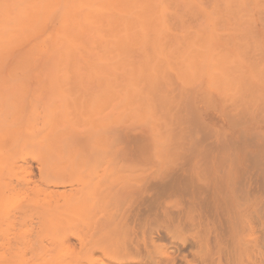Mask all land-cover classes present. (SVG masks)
<instances>
[{"label":"rangeland","instance_id":"rangeland-1","mask_svg":"<svg viewBox=\"0 0 264 264\" xmlns=\"http://www.w3.org/2000/svg\"><path fill=\"white\" fill-rule=\"evenodd\" d=\"M27 1L0 0L2 23L16 17L18 24L28 19L24 10L36 6L25 23L0 25L6 37L0 33V45L8 43L0 46V218L5 216L0 219V263H12L20 252L27 264H38L41 259H32L40 254L51 262L62 258L68 264L71 257L69 264H87L89 250L92 264H102L100 259L146 264L142 248L139 255L110 258L97 244L80 246L76 235L89 221L205 220L212 222L204 263L191 256L194 246L176 249L183 238L194 243L195 229L182 226L173 228L174 237L158 238L156 224L150 223L155 247L148 254L164 258L167 253L174 264H264V190L249 188V198L244 189L246 182L264 176L258 169L264 167V0ZM5 3L9 14L22 18L9 16ZM60 166L61 179L51 183L49 167L57 171ZM226 174L237 184L217 195L216 176ZM192 177L198 202L217 200L215 208L192 209L184 193L173 191ZM92 184L112 189L84 196L74 210L66 204L64 198L78 197ZM136 188L141 192L135 194ZM238 194L244 196L235 198ZM252 199L259 203L254 206ZM52 204L61 209L56 214L62 220L55 214L43 221H62V227L39 228L35 211ZM241 208L247 213L242 215ZM215 211L220 218L212 215ZM35 232L41 236L34 248ZM62 234L69 238L64 244ZM27 241L35 250H24Z\"/></svg>","mask_w":264,"mask_h":264},{"label":"bare ground","instance_id":"bare-ground-1","mask_svg":"<svg viewBox=\"0 0 264 264\" xmlns=\"http://www.w3.org/2000/svg\"><path fill=\"white\" fill-rule=\"evenodd\" d=\"M16 1V0H15ZM18 1V0H17ZM23 1V0H22ZM30 1H32V3H34L33 1L34 0H29V2ZM28 1L26 0V3H27ZM35 2H37V0L35 1ZM39 3H40V1H38ZM43 2H45L44 0H43ZM13 3V2H12ZM11 3V4H12ZM31 3V2H30ZM39 3H37V4H39ZM6 4V3H5ZM19 5L20 4H24V2L23 3H18ZM29 4V3H28ZM36 4V3H35ZM36 4V5H37ZM9 5V4H8ZM7 4L5 5V7L4 8H6L5 10H7L8 11V9L10 8L9 6H8ZM21 6V5H20ZM26 6V5H25ZM31 6V5H30ZM29 6V8H30V10H34L35 8L34 7H36V6H34V7H32V9H31V7ZM8 7V8H7ZM24 7V6H23ZM39 7V6H38ZM24 8H26V7H24ZM34 8V9H33ZM27 9V8H26ZM30 10L28 9V10H24V14H26V16L25 15H23V16H25V19L26 18H28V19H26V20H24V18H22V17H19V15L17 16V12H16V14L15 15H12V13H10L9 14V12L10 11H8V14H9V16L11 15V16H17V17H19V18H22V20H24V22H22V23H25V21H27V20H29V16L27 17V12L29 11L30 12ZM36 10V9H35ZM34 10V11H35ZM7 11H5V13L7 14ZM28 12V13H29ZM15 13V12H14ZM22 13V12H21ZM4 14V13H3ZM30 15V14H29ZM7 17H8V15H7ZM6 18V17H5ZM19 18H17L18 20H20ZM1 20V19H0ZM22 20H20V22L22 21ZM4 21V20H3ZM17 20H16V17H15V22H16ZM1 22V24L0 25H3L4 23H6V24H4V26L5 25H9V24H11L12 25V22L11 23H9L10 22V20H9V22L8 21H5L4 23H2V21H0ZM15 22H13V23H15ZM19 22V23H20ZM7 23H9V24H7ZM17 23V22H16ZM15 23V25L14 26H18V24H16ZM22 23L20 24V25H22ZM19 25V26H20ZM25 25V24H24ZM3 26V27H4ZM9 27H10V25H9ZM11 27H13V25L11 26ZM23 27V26H22ZM10 29V28H9ZM12 30V28L10 29V30H8L7 29V31H6V35H7V33H9L10 31ZM1 33V35H2V32H0ZM4 35V34H3ZM3 35H2V37H3ZM11 36H12V34H11ZM11 36L10 37H8L9 38V42H10V39H11ZM1 37V36H0ZM4 38H6L5 37V35H4ZM8 42V41H7ZM3 43V44H2ZM1 44L2 45H4V46H7L8 45V43H6L5 42V44H7V45H5L4 44V42H2L1 41ZM2 45H0V46H2ZM3 49V47H0V49ZM2 49L0 50V51H2ZM0 54H2V52H0ZM29 125H27V127H28ZM14 128L13 129H15V125L13 126ZM17 127V126H16ZM26 127V128H27ZM7 128V127H6ZM12 128V127H11ZM18 129H19V127H17ZM22 128H24L23 126H22ZM26 128H24V129H26ZM24 129H23V131H24ZM17 130V129H16ZM16 130H15V132H16ZM27 130V129H26ZM6 131V130H5ZM18 132L20 131V129L19 130H17ZM12 132H13V130H12ZM15 132H13V133H11V135L12 134H17V132L15 133ZM21 133V132H20ZM19 133V134H20ZM137 133H135V135H136ZM253 134H255V133H253ZM18 135V134H17ZM21 135V134H20ZM256 136H257V134H256ZM12 137H14V135L12 136ZM18 137V136H17ZM6 138V137H5ZM134 139V138H133ZM5 140V139H4ZM22 140V139H21ZM20 140V141H21ZM24 140V139H23ZM37 140H39V139H37ZM88 141V140H87ZM94 141V140H93ZM98 141H100V140H98ZM23 142V141H22ZM35 142V141H34ZM39 142V141H38ZM102 142V141H101ZM249 142V141H248ZM19 141H18V145H19ZM40 143H42V141H40L38 144H40ZM44 143V142H43ZM21 144V143H20ZM48 144H50V143H48ZM94 145H95V143H93ZM101 144V143H100ZM105 145H106V143H105ZM264 145V144H263ZM15 147V145L13 146V148ZM50 148V147H49ZM9 149H7L6 151L7 152H9L8 151ZM12 150V149H11ZM50 150V149H49ZM140 152V151H139ZM10 153V152H9ZM12 153V152H11ZM8 154V153H7ZM7 154H4V156H6V157H9ZM11 156V155H10ZM40 156V154H38V157ZM1 157H2V155H1ZM45 157V156H44ZM3 158V157H2ZM5 158V157H4ZM11 158H12V156H11ZM42 159V158H41ZM72 159H69L68 160V162H70ZM259 160V159H258ZM46 161V160H45ZM63 161H65V160H63ZM252 161V160H251ZM14 163V162H13ZM42 164H44L43 162H42ZM60 164V163H59ZM64 164V163H63ZM65 164H66V162H65ZM105 164V163H104ZM224 164V163H223ZM48 166V165H47ZM50 166H52L51 164H50ZM109 167H111L110 165H109ZM237 167V166H236ZM257 167V166H256ZM72 168V167H71ZM254 168H255V166H254ZM62 168H61V166L58 168L57 167V171H54V170H52V167H49V169L48 170H50V172H52L51 173V175L52 176H54V178L50 181L51 183H52V181H53V183H55L56 181L58 182V180L59 179H61V177H62V175L60 176L59 174H58V171H60ZM224 169V168H223ZM259 169V174H260V172H262L263 173V171H264V167H260V168H258ZM45 170H47V169H44V172H46ZM113 170H115V169H113ZM54 171V172H53ZM116 171V170H115ZM253 171H254V169H253ZM255 171H257V170H255ZM117 172V171H116ZM111 173H113V172H111ZM115 173V172H114ZM121 173V172H120ZM119 173V174H120ZM196 173V172H195ZM249 173V172H248ZM254 173V172H253ZM47 174V173H46ZM251 174H252V172H251ZM250 174V175H251ZM254 174H256V173H254ZM115 175H116V173H115ZM114 175V176H115ZM125 175V174H124ZM151 175V174H150ZM263 175V174H262ZM254 176V175H253ZM95 177V176H94ZM96 177H98V176H96ZM191 177V176H190ZM247 178V181H248V176H246ZM251 178H253L252 176H250ZM256 177V175L254 176V178ZM257 181H259L258 182V184H257V181L256 182H254L253 183V181L254 180H256V179H251L252 181V183L254 184V185H252L251 186V182H249L248 184H247V182H246V186H244L245 185V183H244V189L246 190H243V189H241V190H243L242 191V194H243V192L245 191L246 193H247V195L249 194V193H251V192H249V190L250 189H252V190H254V192L257 190H260V193H261V189H263L264 190V176H260V178L261 179H259V176L257 175ZM111 178V177H110ZM112 178H114V177H112ZM117 178H119V177H117ZM205 178V177H204ZM94 179V178H93ZM99 179V178H98ZM188 179V178H187ZM207 179V178H206ZM232 179V178H231ZM230 179V177L226 174V175H222V176H216V180H217V184H216V186H217V188L216 187H213V192H215L217 195H219V193L218 192H222V188H226L227 190H229V189H232L231 188V186L233 187V184L235 183V184H237V182L236 181H238V179L236 178V181H234V183H233V180H231ZM211 180H213V178H211ZM102 181H104V180H102ZM114 181H117V180H114ZM125 181V180H124ZM123 181V182H124ZM206 181V180H205ZM204 181V182H205ZM250 181V180H249ZM91 182V181H90ZM105 182V181H104ZM122 182V181H121ZM128 182V181H127ZM213 182V181H212ZM94 183H96V182H94ZM112 183V188L114 187V188H116V191H117V186L115 187V185L113 186V183L114 182H111ZM110 183V184H111ZM116 184V183H115ZM234 184V186H236ZM87 183H86V187H87ZM97 185V184H96ZM215 185V184H214ZM258 185V186H257ZM84 186V185H83ZM89 186H91V185H89ZM97 186H99V185H97ZM242 186V185H241ZM178 187V186H177ZM177 187L175 188L174 187V190L173 189H171V190H173V191H175V192H177V193H184V196L185 197H187V202H188V205L189 206H191L192 207V209H195V210H197L198 211V209H208V208H210L211 209V207L212 208H215V205H213L214 203H215V201H216V203H217V200H212V201H214L213 202V206L211 205V204H207V205H205L206 203H203V201H201V202H198V200H197V198L199 197L198 195H199V191H197V188L196 187H194L193 186V177L191 178V179H189L187 182H184V185H183V183H181L180 185H179V187H180V189H177ZM111 188V187H110ZM110 188L109 189H103V190H107V192L110 190ZM111 188V189H112ZM173 188V187H172ZM250 188V189H249ZM254 188V189H253ZM84 189V188H83ZM82 188H81V191H80V196H78V197H76L75 195H72V196H69V197H66V198H64V200H65V202H66V204L69 206V205H73V204H76V206L78 205V203L82 200V199H84V196H86L87 198H93V197H95V196H97V194H99L100 195V192L101 191H103V190H100V189H98V187L95 189V187L93 186V184H92V186H91V188H89L87 191L86 190H83ZM169 189V188H168ZM215 189H217V190H215ZM115 190V189H114ZM166 190V189H165ZM203 190V189H202ZM241 190L239 191V192H241ZM141 192V189H135L134 190V192H135V194L137 193V192ZM143 191V190H142ZM201 191V190H200ZM251 191V190H250ZM111 192V191H110ZM110 192H108V193H110ZM121 192V191H120ZM119 192V193H120ZM229 192V191H228ZM234 192V191H233ZM259 192V191H258ZM103 193H105V192H103ZM113 193V192H112ZM202 193V192H201ZM236 193V192H235ZM102 194V193H101ZM230 195H231V193H229ZM241 194V193H240ZM259 194V193H258ZM111 195V194H110ZM209 195V194H208ZM207 195V196H208ZM216 195V196H217ZM229 195V196H230ZM247 195H246V197H247ZM251 196H253V194H250ZM250 195H248V197L250 196ZM254 195H256V193L254 194ZM264 195V194H263ZM102 196V195H101ZM121 196H122V194H121ZM123 196H125V195H123ZM127 196V195H126ZM126 196H125V198H126ZM209 196H211V195H209ZM216 196H214V197H216ZM221 196V195H220ZM228 196V195H227ZM226 196V197H227ZM239 196V194L235 197V198H237ZM241 197L242 196H244V195H240ZM239 196V198H241ZM259 196V195H258ZM257 196V197H258ZM104 197H105V195H104ZM106 197H107V195H106ZM108 197H110V196H108ZM113 197V196H112ZM206 197V196H205ZM222 197V196H221ZM224 197V196H223ZM231 197V196H230ZM229 197V198H230ZM233 197V196H232ZM256 197V196H255ZM255 197H253V198H255ZM260 197H261V194H260ZM260 197H258V198H260ZM263 197V196H262ZM218 198V197H217ZM249 198H251V197H249ZM108 199V198H107ZM127 199V198H126ZM135 199V198H134ZM137 199V198H136ZM186 199V198H185ZM204 199H206V198H204ZM208 199H213L212 197L211 198H208ZM216 199V198H215ZM221 199V198H220ZM219 199V200H220ZM242 199H245V198H242ZM110 200H113V199H111V197H110ZM109 200V201H110ZM229 200V199H228ZM233 200H235L234 199V197H233ZM237 200V199H236ZM263 201L262 202H264V197H263V199H262ZM107 201V200H106ZM136 201V200H135ZM249 201V200H248ZM252 201H253V199H252ZM255 201V203L256 202H258V200H254ZM254 201H253V203H254ZM260 201V200H259ZM55 202V201H54ZM57 202V201H56ZM114 202V201H113ZM125 202V201H124ZM223 202V201H222ZM239 202V201H238ZM215 203V204H216ZM231 203V202H230ZM232 203H233V201H232ZM253 203H252V205H253ZM255 203H254V206H255ZM259 203V202H258ZM257 203V204H258ZM59 204V203H58ZM63 204V203H62ZM60 205L61 207H63V205ZM112 204H114V203H112ZM218 204V203H217ZM217 204H216V206H217ZM262 204H264V203H262ZM115 205V204H114ZM116 205H119L118 203L116 204ZM209 205V206H208ZM221 205H222V203H221ZM220 205V206H221ZM244 205V204H243ZM260 205H261V203H260ZM59 206V207H60ZM66 206V205H65ZM119 206H122V204L121 205H119ZM204 206V207H203ZM240 206V205H239ZM238 206V207H239ZM250 206V205H249ZM249 206H247V207H249ZM57 207H58V205H54V204H52V205H47V206H42V209H39V210H36L35 211V213H37V218L39 219H37L39 222V228H42L43 229V227H47V226H49V227H51V226H54V224L53 223H58V222H60V221H43V219L45 220L46 219V217L47 218H49L51 215H53V217L55 216V214H56V211H60L59 209L58 210H56L57 209ZM75 206L73 205V207H72V209L74 208ZM107 207V206H106ZM118 207V206H117ZM233 208H235V210H236V206H232ZM260 207V206H259ZM259 207L256 209L257 210V212L259 213L260 211H258V209H259ZM64 208V207H63ZM62 208V209H63ZM115 208V207H114ZM120 208V207H119ZM118 208V209H119ZM122 208V207H121ZM120 208V209H121ZM221 209H222V207H220ZM244 208V207H243ZM254 208V207H253ZM2 209V208H1ZM70 209L71 208H69V211H70ZM76 209V208H75ZM107 210H108V208H106ZM112 208H110V210H111ZM119 209V210H120ZM122 209H124V208H122ZM183 209V208H182ZM182 209H181V211H182ZM188 209V208H187ZM230 209V208H229ZM262 208L260 207V210H261ZM264 209V208H263ZM261 210V215H260V213H259V215H260V218H261V220L260 221H262V223H264V210ZM65 210H67V209H65ZM74 210V209H73ZM73 210H72V212H73ZM114 210V209H113ZM133 210V209H132ZM180 210V209H179ZM184 210H186V209H184ZM188 210H190V209H188ZM220 210V209H219ZM240 210H242V208L240 209ZM251 210V209H250ZM255 210V209H254ZM2 211L3 210H1L0 212H1V216H3V213H2ZM205 211V210H204ZM220 211H223V210H220ZM220 211H218V212H220ZM230 211V215H231V209L229 210ZM237 211V210H236ZM245 210H242V212H241V214L243 215ZM247 211V210H246ZM245 211V212H246ZM66 211H64V213H65ZM118 212V211H117ZM124 212V211H123ZM123 212H121L122 213V215H123ZM133 212V211H132ZM137 210L134 212V213H136L137 214ZM186 212L188 213L189 211H187L186 210ZM208 212V211H207ZM218 212H216L215 211V213L214 212H211V213H214V214H212V215H215V217L217 218H220L219 216H220V214L218 213ZM224 212H226V211H224ZM228 212V211H227ZM232 212H234V209H233V211ZM249 212V211H248ZM256 212V211H255ZM142 213V212H141ZM177 213H180V212H177ZM211 213H210V215H211ZM238 213H240V211L239 212H236V213H233V215L234 216H236L235 218L233 217V219H237V217H238V215H236V214H238ZM247 213V212H246ZM257 213V214H258ZM22 214V213H21ZM21 214H20V216H21ZM24 214V213H23ZM22 214V218L24 217V215ZM73 214H74V212H73ZM110 214H111V212H110ZM120 214V213H119ZM186 214V213H185ZM194 214V213H193ZM218 214V215H217ZM241 214H239L240 216V218L241 217H243ZM249 214V213H248ZM251 214V213H250ZM256 214V213H255ZM58 217H59V219L58 220H60L61 218H60V214H56ZM63 215V214H62ZM107 215V214H106ZM199 216H200V213L198 214ZM207 215V214H206ZM224 215V214H223ZM223 215L221 214V218L222 219H224V217L226 216V213H225V216L223 217ZM0 216V217H1ZM9 216V215H8ZM70 216V215H69ZM104 216V215H103ZM111 216V215H110ZM110 216H107V218L108 219H110L109 217ZM114 216V215H113ZM124 216V215H123ZM188 216V215H187ZM191 216V215H190ZM253 216V215H252ZM5 217V216H4ZM4 217H2V218H4ZM106 217V216H105ZM112 217V216H111ZM231 218H232V215L230 216ZM245 217H246V214H245ZM2 218H0V219H2ZM7 218H9V217H7ZM14 218V217H13ZM12 218V220H14ZM63 218V217H62ZM65 218V217H64ZM69 218V217H68ZM73 218H75V217H73ZM117 218H118V213H117ZM116 218V219H117ZM196 218V217H195ZM210 218V217H209ZM257 218H259V216L257 217ZM19 219V218H18ZM71 219H72V217H71ZM107 219V220H108ZM239 219V218H238ZM255 219V218H254ZM6 220H11L10 218L9 219H6ZM22 220H24V218L22 219ZM21 219H20V222L21 223H23L24 221H22ZM62 220V219H61ZM66 220V219H65ZM69 220V219H68ZM102 220V219H101ZM115 220V219H114ZM195 220V219H194ZM225 221L227 220V219H224ZM223 220V221H224ZM232 220V219H231ZM231 220H229L230 222H231ZM1 221V220H0ZM15 221V220H14ZM64 221V220H63ZM67 221V220H66ZM70 221V220H69ZM69 221H67V222H69ZM72 222H73V220H71ZM241 221H242V218H241ZM244 221V220H243ZM71 222V223H72ZM75 222V221H74ZM87 222V221H86ZM160 223H162V221H159ZM165 224H163V225H159V224H156V223H158L157 221H153V222H149L148 223V221H105V222H103V220H102V223L101 222H98V221H89V222H87V223H85L84 224V229L85 230H79V224L77 223V221H76V223H77V227H78V230L80 231V232H78V235H76L77 237H78V242H79V244H81L80 246H82V245H85V244H87V243H92V244H97L98 245V248H100L99 250L101 251H103V253L104 254H106L107 256L106 257H110V258H114L115 257V255H118V254H122V255H130V254H140V250H141V248H142V250L144 251V254H147V259H149L150 261H148L147 259L145 260L146 261V264H149V263H152V264H174V257H170L169 258V255H167V253H165V257L164 258H160V257H152L151 255H149L148 253H151L152 252V247H155V246H153L154 244H153V238H152V233L154 232V229L156 228V234H158V238H160V237H162V236H165V235H167V234H171V237H174V234H175V232H174V234H173V230L174 229H176V227H179V226H182V228L183 229H187V230H193V229H195V233H194V236H192L193 238H194V243H192V241H190V240H187L186 238H183V239H185V240H181V242H179L178 243V245H177V247H176V249L177 250H180L181 248H183V247H185L187 244H190L191 246H194V248H191V251H190V254H191V256L192 257H196V258H200V260H201V262L202 263H204L205 262V250L207 251V249H208V246L210 245V241L208 240V237H206V235H209V234H207V226L209 225V223H211L212 221H163ZM215 221H213V223H214ZM27 223V222H26ZM25 223V224H26ZM64 224H65V221L63 222ZM75 223V224H76ZM150 223H155L156 225H155V228H152V226H149L150 225ZM241 223V222H240ZM240 223H239V225H240ZM62 224V221H61V223H58V225H61ZM67 224V223H66ZM65 224V225H66ZM260 224V223H259ZM57 225V224H56ZM55 225V226H56ZM63 225V224H62ZM62 225H61V227H62ZM71 225V224H70ZM154 225V224H153ZM258 225V224H257ZM262 225V224H261ZM260 225V226H261ZM67 226V225H66ZM71 226H73L74 227V224L73 225H71ZM71 226H69V227H71ZM57 227V226H56ZM60 227V228H61ZM68 227V226H67ZM160 227H161V229H160ZM209 227H211V226H209ZM209 227H208V229H209ZM55 228V227H54ZM75 228H76V226H75ZM81 228V227H80ZM174 228V229H173ZM61 229H63V228H61ZM67 229V228H66ZM77 229V228H76ZM258 229V228H257ZM261 230H262V228H260ZM69 230H71V229H69ZM73 230V229H72ZM71 230V231H72ZM110 230H112V233L110 232V234H112L113 236H110V235H108V233H109V231ZM180 230V229H179ZM256 230V229H255ZM264 230V229H263ZM94 231V232H93ZM75 232H77V230L75 231ZM92 232V233H91ZM263 232V231H262ZM181 233V232H180ZM1 235V237L2 236H4V235H2V232L0 233ZM35 235L34 236H36V239L34 238V240H33V245L35 244L34 243V241L36 242L37 241V243H39L38 242V238L37 237H40L41 235H40V233L39 232H35L34 233ZM179 234V233H178ZM213 234H214V244H213V247L216 249V251H217V249L219 248V242H220V237H219V232L216 230V228L213 230ZM263 234H264V232H263ZM65 235V234H64ZM262 235V234H261ZM0 237V238H1ZM13 237H16V234H14V236ZM239 237V236H238ZM17 238V237H16ZM2 239V238H1ZM2 240H4V237H3V239ZM16 240V239H15ZM68 240H69V238L65 235V236H63V234L61 235V238H59V242H62L63 244L67 241L68 242ZM239 240H240V238H239ZM30 242H31V240H29ZM29 241H27L28 242V244L27 245H24V250L25 249H27V248H30V246H31V244H30V242ZM17 242V241H16ZM19 243V242H18ZM36 243V244H37ZM24 244V243H23ZM79 244H78V246H79ZM30 245V246H29ZM28 246V247H27ZM37 246H38V244H37ZM87 246V245H86ZM27 247V248H26ZM34 248H35V245L33 246ZM33 247H31L32 248V250H35V249H33ZM83 247V246H82ZM15 248H16V250L18 251V248H19V245L17 244V246H15ZM30 248V249H31ZM4 249V248H3ZM37 249H38V247H37ZM154 249V248H153ZM39 250V249H38ZM40 250H42V246H40ZM142 250H141V252H142ZM20 251V250H19ZM215 251V252H216ZM88 252L90 253V251L88 250ZM19 253V255H17L18 256V258L17 259H14L13 260V262L12 263H10L9 261H2L0 264H27V258H25V256L26 255H24V254H22V253H20V252H18ZM89 253H87L85 256H84V258L86 259V263L87 264H92L94 261H95V258H93V255L92 254H89ZM92 253V252H91ZM40 254V253H39ZM204 254V256H202ZM42 255V256H41ZM43 255H45V254H40V255H36L35 256V254H34V258L35 259H32V260H40L41 259V261H39V263L38 264H62L61 262H60V260H62V258L60 259H58V258H54V259H52V262L51 261H47V260H45V258L43 257ZM105 256V255H104ZM185 256V255H184ZM183 257V256H182ZM212 257V256H211ZM73 258H74V256H73ZM169 258V259H168ZM264 258V257H263ZM48 259V258H47ZM70 259H71V257H70ZM69 259V260H70ZM63 260H66V258L64 257L63 258ZM67 261L68 262V264L70 263V262H72L71 260L70 261ZM66 261H65V263H66ZM98 261V260H97ZM100 261H101V263L102 264H104V262H103V260L102 259H100ZM144 261V260H143ZM140 262V264H145V262ZM34 262V261H33ZM32 262V263H33ZM37 262V261H36ZM36 262H35V264H36ZM80 263V262H79ZM131 263V262H130ZM218 263V262H217ZM67 264V263H66ZM107 264V263H106ZM113 264H121V262H114ZM176 264V263H175ZM186 264H194V261H190V260H186Z\"/></svg>","mask_w":264,"mask_h":264}]
</instances>
